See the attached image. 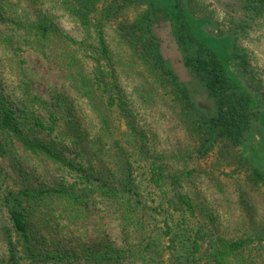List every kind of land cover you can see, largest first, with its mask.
<instances>
[{
  "label": "trees",
  "instance_id": "16d2710c",
  "mask_svg": "<svg viewBox=\"0 0 264 264\" xmlns=\"http://www.w3.org/2000/svg\"><path fill=\"white\" fill-rule=\"evenodd\" d=\"M238 2L264 18V0ZM59 4L80 40L44 0H0V175L2 161L57 172L50 184L0 189V264H264V173L241 152L249 134L264 143V88L248 54L238 60L235 31L217 27L205 0ZM163 43L214 101L212 115L198 112ZM28 50L64 74L72 96L31 92ZM166 126L173 151L157 147ZM106 208L121 244L101 229L81 254L49 249L87 235Z\"/></svg>",
  "mask_w": 264,
  "mask_h": 264
},
{
  "label": "rangeland",
  "instance_id": "374dc122",
  "mask_svg": "<svg viewBox=\"0 0 264 264\" xmlns=\"http://www.w3.org/2000/svg\"><path fill=\"white\" fill-rule=\"evenodd\" d=\"M210 9L214 11L213 19L217 23V27L223 29H233L237 34V46L240 57L239 61L246 59L248 54L250 66L253 67L261 78L264 88V18L251 20L243 10L238 0H205ZM43 9L48 14L55 16L57 25L73 36L76 40L82 38V29L76 19L65 11L59 4V0H44ZM133 17H137L139 12L132 10ZM7 30L4 24H0V32L5 33ZM156 32L159 36L163 37L162 29L156 26ZM166 43H163L165 48ZM166 56L173 58L171 65L184 81L185 86L191 93V96L196 104L198 112L203 116H209L214 113L216 104L210 99L201 86V84L193 77L189 76L184 68L182 62H177L176 58L179 52L174 45L166 46L164 50ZM236 54V51H235ZM237 57V54H236ZM25 60V70L27 78L30 81V90L33 94L39 95L46 100H50V93L55 91L66 95H73V91L68 85V82L62 72L56 67L50 65L38 53L28 50L23 54ZM12 82L7 81L3 83V89L8 96L12 94ZM11 88V90H10ZM81 104L80 101H78ZM83 119H87L82 115ZM162 142L157 144V147L162 151H173L175 148L174 134L168 126L164 128L163 134H160ZM171 136L172 140L168 138ZM241 152L248 159L253 161L260 167L264 173V143L260 134H249L243 141ZM1 170L4 177L0 175V189H4L9 185L15 183L20 185L22 183L37 186L41 183L50 184L53 177L57 173L53 166L49 170V174L41 171H32L21 166V170L14 171L6 161L1 162ZM21 176V177H17ZM17 180H15V179ZM18 181V182H16ZM264 206V198H263ZM94 219L92 225L89 227V233H76L68 237L61 238L59 242L49 247L50 250L63 251L71 250L72 252L81 254L85 246H93L97 243L95 240L99 239L102 235L100 232L103 229L106 232L108 241L117 245L122 242V234L119 221L112 217V210L106 208L102 211H94ZM32 235L36 238V228L33 226ZM44 234L42 237L44 238ZM82 264V263H77Z\"/></svg>",
  "mask_w": 264,
  "mask_h": 264
}]
</instances>
